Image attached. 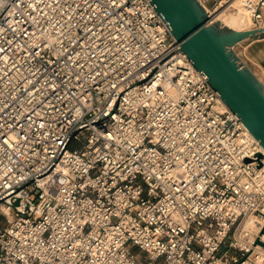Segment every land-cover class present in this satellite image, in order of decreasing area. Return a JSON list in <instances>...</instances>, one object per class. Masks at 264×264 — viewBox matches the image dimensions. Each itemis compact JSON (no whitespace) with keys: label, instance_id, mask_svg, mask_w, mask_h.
Instances as JSON below:
<instances>
[{"label":"built area","instance_id":"1","mask_svg":"<svg viewBox=\"0 0 264 264\" xmlns=\"http://www.w3.org/2000/svg\"><path fill=\"white\" fill-rule=\"evenodd\" d=\"M263 227L264 147L152 0H0V264H264Z\"/></svg>","mask_w":264,"mask_h":264},{"label":"water","instance_id":"2","mask_svg":"<svg viewBox=\"0 0 264 264\" xmlns=\"http://www.w3.org/2000/svg\"><path fill=\"white\" fill-rule=\"evenodd\" d=\"M152 2L170 22L181 50L198 69L209 75L211 84L225 103L241 117L264 147V81L234 49L240 41L264 34V29L239 30L210 22L206 8L199 0ZM257 242L264 245L261 238Z\"/></svg>","mask_w":264,"mask_h":264},{"label":"rangeland","instance_id":"3","mask_svg":"<svg viewBox=\"0 0 264 264\" xmlns=\"http://www.w3.org/2000/svg\"><path fill=\"white\" fill-rule=\"evenodd\" d=\"M236 10L233 7L232 11ZM223 25H225L223 23ZM250 29V21L244 26ZM242 60L264 81V34L249 37L234 47Z\"/></svg>","mask_w":264,"mask_h":264},{"label":"bare ground","instance_id":"4","mask_svg":"<svg viewBox=\"0 0 264 264\" xmlns=\"http://www.w3.org/2000/svg\"><path fill=\"white\" fill-rule=\"evenodd\" d=\"M233 7L236 8V10L232 11ZM212 19L213 22L218 21L239 30L247 29L244 28V26L249 22L246 14L241 10L239 6L234 3L230 5L227 4L225 7L217 9L213 13ZM258 220L259 218L256 215L251 216L247 221V226L253 230L258 229Z\"/></svg>","mask_w":264,"mask_h":264}]
</instances>
